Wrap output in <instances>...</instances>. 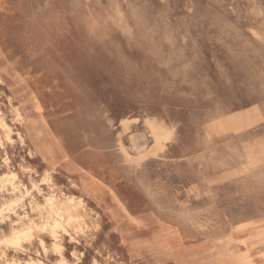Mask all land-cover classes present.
<instances>
[{"label":"rangeland","instance_id":"374dc122","mask_svg":"<svg viewBox=\"0 0 264 264\" xmlns=\"http://www.w3.org/2000/svg\"><path fill=\"white\" fill-rule=\"evenodd\" d=\"M251 219L264 0H0V264H185Z\"/></svg>","mask_w":264,"mask_h":264},{"label":"crops","instance_id":"0c3cea01","mask_svg":"<svg viewBox=\"0 0 264 264\" xmlns=\"http://www.w3.org/2000/svg\"><path fill=\"white\" fill-rule=\"evenodd\" d=\"M185 246V264H264V219L232 225Z\"/></svg>","mask_w":264,"mask_h":264},{"label":"bare ground","instance_id":"6f19581e","mask_svg":"<svg viewBox=\"0 0 264 264\" xmlns=\"http://www.w3.org/2000/svg\"><path fill=\"white\" fill-rule=\"evenodd\" d=\"M152 122H154V121H152ZM154 124H155V126H156V128H157V133H158V135L164 140V139H168L169 137H170V132L169 131H167V130H165L163 127H161L158 123H156V122H154ZM238 132H240V131H238ZM237 132V133H238ZM166 141V140H165ZM131 166V165H130ZM200 230H202V229H200ZM204 230V229H203Z\"/></svg>","mask_w":264,"mask_h":264}]
</instances>
